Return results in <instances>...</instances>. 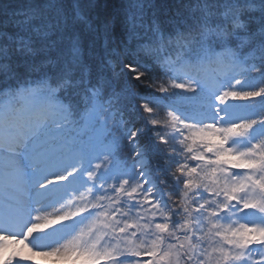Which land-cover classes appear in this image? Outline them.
Segmentation results:
<instances>
[{"label": "snow or ice", "instance_id": "snow-or-ice-1", "mask_svg": "<svg viewBox=\"0 0 264 264\" xmlns=\"http://www.w3.org/2000/svg\"><path fill=\"white\" fill-rule=\"evenodd\" d=\"M0 193V264H264V0L0 3Z\"/></svg>", "mask_w": 264, "mask_h": 264}, {"label": "trees", "instance_id": "trees-1", "mask_svg": "<svg viewBox=\"0 0 264 264\" xmlns=\"http://www.w3.org/2000/svg\"><path fill=\"white\" fill-rule=\"evenodd\" d=\"M26 0H0V3H8V4H11L13 6L15 5H19V4H22V3H25ZM158 3H170L171 0H157ZM117 34H118V38L119 39H126V35L123 34L121 32L120 29L117 30ZM5 196V193H0V197L3 198Z\"/></svg>", "mask_w": 264, "mask_h": 264}, {"label": "rangeland", "instance_id": "rangeland-1", "mask_svg": "<svg viewBox=\"0 0 264 264\" xmlns=\"http://www.w3.org/2000/svg\"><path fill=\"white\" fill-rule=\"evenodd\" d=\"M2 199V198H1Z\"/></svg>", "mask_w": 264, "mask_h": 264}]
</instances>
